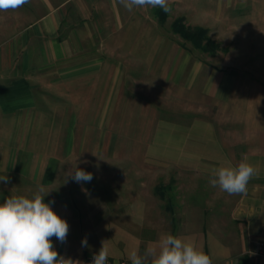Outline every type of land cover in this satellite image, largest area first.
<instances>
[{
	"label": "crops",
	"instance_id": "1",
	"mask_svg": "<svg viewBox=\"0 0 264 264\" xmlns=\"http://www.w3.org/2000/svg\"><path fill=\"white\" fill-rule=\"evenodd\" d=\"M253 1L168 0L165 22L182 16L218 37L232 14ZM157 8L129 12L119 0H29L0 12V176L17 182L18 195L29 196L27 184L51 190L52 209L69 224L66 242L53 237V246L79 264L102 241L107 262L130 261V251L143 254L162 233L194 242L212 264H264V255L253 253L264 242V124L222 131L201 111L181 110L178 116L192 120L161 119L144 128L151 137L143 159L113 155L122 132L119 102L141 78L221 105L234 97L238 72L193 56L171 30L159 33L152 26ZM245 157L257 169L246 194L209 184L213 169ZM139 164L188 174L160 189L147 179L155 167L144 173ZM76 167L93 179L67 177Z\"/></svg>",
	"mask_w": 264,
	"mask_h": 264
},
{
	"label": "rangeland",
	"instance_id": "2",
	"mask_svg": "<svg viewBox=\"0 0 264 264\" xmlns=\"http://www.w3.org/2000/svg\"><path fill=\"white\" fill-rule=\"evenodd\" d=\"M232 15V20L226 22L231 26L219 30L221 36H211L220 42L222 47L227 48L226 53L218 51L216 53L218 57L212 58L210 54L202 53L197 49L191 50L193 56L209 59L221 67H228L238 72L239 80L232 90L234 97L221 105L204 95L198 96L197 93L195 95L193 92L185 93L186 91L177 92L172 87L157 85L155 77L154 80L152 79L154 84H144L146 80L141 78V83L130 84L119 102L117 110L119 118L116 120L121 124L122 132L119 133V143L113 153L114 156L132 157L138 160L146 157L148 154L145 145L151 133L145 132L144 128L154 127L161 119H175L181 122L192 120V117L178 116L181 110L187 112L194 108L196 111H201L202 119L213 121L217 129L222 131L226 127L240 130L245 125L264 124V0H255L245 9ZM171 22L167 20L160 23L155 19L152 26L159 33L167 30L170 32ZM158 32L155 30V35ZM169 37L172 38V35ZM157 38L155 36L154 39ZM183 44L188 48L191 47L188 42ZM153 72L155 73L156 70L154 69ZM221 134L223 137L241 136V133L237 132H221ZM152 167H155V171H151V176L147 179L151 184H160V189H166L167 184L172 185L176 178L180 176L185 178L184 176L188 174V171L179 170L177 166L138 165L139 172L144 173H148L147 168ZM16 183L9 179L7 183L0 182V203L10 196L18 195ZM27 188H29V192L27 191L29 196L36 191V188L30 184H27ZM44 200L45 203L50 201L48 196H45Z\"/></svg>",
	"mask_w": 264,
	"mask_h": 264
},
{
	"label": "clouds",
	"instance_id": "3",
	"mask_svg": "<svg viewBox=\"0 0 264 264\" xmlns=\"http://www.w3.org/2000/svg\"><path fill=\"white\" fill-rule=\"evenodd\" d=\"M27 3L29 0H0V12L15 11ZM119 3L129 12L147 7L171 11L168 0H119ZM256 172L245 157L236 166L213 169L209 184L229 195L246 194ZM67 177L77 183L93 179L92 173L78 167ZM0 182L7 183L8 177L0 176ZM50 191L38 185L31 196L13 195L0 203V264H79L60 256L53 246V237L61 244L66 242L69 224L52 209L54 201L45 203L44 197ZM105 242L93 255L91 264H107L109 250ZM81 244L87 247V238ZM129 259L131 264H212L209 255L194 242H186L171 233H162L156 242L148 244L143 254L133 249Z\"/></svg>",
	"mask_w": 264,
	"mask_h": 264
},
{
	"label": "trees",
	"instance_id": "4",
	"mask_svg": "<svg viewBox=\"0 0 264 264\" xmlns=\"http://www.w3.org/2000/svg\"><path fill=\"white\" fill-rule=\"evenodd\" d=\"M156 15L160 23H164L167 19V13L159 7L156 9ZM170 30L181 38L183 42H188L192 49H197L202 53L213 56L218 51L225 53L227 51V48L222 47L220 42L210 36L206 27L187 24L182 16L172 20Z\"/></svg>",
	"mask_w": 264,
	"mask_h": 264
},
{
	"label": "built area",
	"instance_id": "5",
	"mask_svg": "<svg viewBox=\"0 0 264 264\" xmlns=\"http://www.w3.org/2000/svg\"><path fill=\"white\" fill-rule=\"evenodd\" d=\"M255 248L253 250V253L256 254V255H264V242L262 241H257L255 243ZM96 252H92L89 254V256L87 257L86 261H85V264H91V261H92V258H93V255L95 254ZM107 264H110L109 262H107ZM118 264H131V261H128V260H121L118 262Z\"/></svg>",
	"mask_w": 264,
	"mask_h": 264
}]
</instances>
